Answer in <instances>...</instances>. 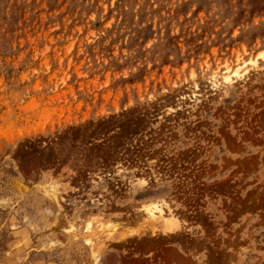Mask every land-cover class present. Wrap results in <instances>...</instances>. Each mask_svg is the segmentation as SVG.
I'll list each match as a JSON object with an SVG mask.
<instances>
[{
  "label": "rangeland",
  "instance_id": "374dc122",
  "mask_svg": "<svg viewBox=\"0 0 264 264\" xmlns=\"http://www.w3.org/2000/svg\"><path fill=\"white\" fill-rule=\"evenodd\" d=\"M0 264H264V0H0Z\"/></svg>",
  "mask_w": 264,
  "mask_h": 264
},
{
  "label": "bare ground",
  "instance_id": "6f19581e",
  "mask_svg": "<svg viewBox=\"0 0 264 264\" xmlns=\"http://www.w3.org/2000/svg\"><path fill=\"white\" fill-rule=\"evenodd\" d=\"M233 72V73H232ZM215 76H212V78H211V76H210V78H211V80L210 81H212V84H213V86H217V84L218 83H228V82H230L231 80H233V78H237L240 74H239V72L237 71V69H235L234 71H227V72H225V73H223L222 75H221V79L220 78H218V74H214ZM55 192H56V189H55ZM48 193V192H47ZM53 195H55L54 194V192L52 193ZM51 196V195H50ZM56 196V195H55ZM49 197V196H48ZM52 197V196H51ZM50 197V198H51ZM46 200V199H45ZM52 200H53V197H52ZM56 201H58V200H56ZM55 201V202H56ZM56 203H58V202H56ZM162 204H163V201H162ZM162 204H159V202H152V203H150V204H148V205H146V206H144V211L146 212V215L148 216V217H152V218H159V219H167V218H165V217H171L172 216V213L169 211L168 213H166V212H164V210H163V207H162ZM49 205V204H48ZM53 210V209H52ZM44 213V212H43ZM168 219H170V218H168ZM110 223H108V224H103L102 226H106V227H102L106 232H109V233H113V232H115L116 231V228H115V226L116 225H112V224H110ZM166 225V224H165ZM164 227V226H163ZM102 229V230H103ZM109 236V235H108ZM113 238V237H112ZM101 244V243H100ZM96 248V247H95ZM93 249V248H92ZM94 252H95V250H94ZM97 252V251H96ZM93 253V252H92ZM91 253V254H92ZM94 255V254H93ZM97 257V256H96ZM93 258V257H92Z\"/></svg>",
  "mask_w": 264,
  "mask_h": 264
}]
</instances>
